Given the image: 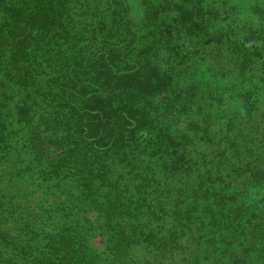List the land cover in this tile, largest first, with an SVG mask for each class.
Here are the masks:
<instances>
[{
  "label": "rangeland",
  "instance_id": "374dc122",
  "mask_svg": "<svg viewBox=\"0 0 264 264\" xmlns=\"http://www.w3.org/2000/svg\"><path fill=\"white\" fill-rule=\"evenodd\" d=\"M59 1L0 0V264H264V0L52 7ZM15 25L27 31L17 45ZM130 31L141 41L130 44ZM108 34L113 40L102 38ZM74 44L94 60L79 61L91 96L94 82L106 79L98 67L115 50L129 58L126 66L115 59L119 69L144 61L172 76L173 95L153 100L168 116L173 107L171 120H148L152 135L182 139L195 175L164 181L165 159L148 148L97 159L96 175L113 184L107 200L91 196L99 182L82 187L72 165L81 164L77 130L54 82L66 75ZM77 94L78 108L97 102ZM198 189L214 212L205 218L201 209L197 224L179 211ZM114 202L121 206L114 218L123 215L133 238L123 246L119 225L107 220Z\"/></svg>",
  "mask_w": 264,
  "mask_h": 264
},
{
  "label": "trees",
  "instance_id": "16d2710c",
  "mask_svg": "<svg viewBox=\"0 0 264 264\" xmlns=\"http://www.w3.org/2000/svg\"><path fill=\"white\" fill-rule=\"evenodd\" d=\"M68 1L70 0H66V2L64 0L61 2L59 1L56 6L51 2V5L52 7L59 6L61 10L64 9L65 3L67 5ZM50 14H56L54 16H58V12ZM62 19L63 16H59L57 20L59 21ZM29 21L30 19L25 17L21 19L20 22L25 24ZM19 25H15V31L10 33L13 45L24 42V39L21 41L18 40L27 33L25 28H21ZM131 27L132 26H130V29ZM54 28L55 26L52 31L42 30V32L45 33V37L53 33ZM59 29L60 23L56 25V31ZM133 34L134 33L130 31L127 33V36L134 37ZM111 36V34H108L102 38L113 40ZM128 38L126 37L125 39L127 40ZM139 41L141 40H137L135 37L128 40L132 45L134 42ZM3 44L5 43L0 39V47H2ZM114 53H116V56H112L110 53L113 63L106 62V65L98 67L97 70H100L98 71V76H105L106 79L94 82L92 96L89 93H85L83 90L90 82L81 80L79 72L82 68H79V61L82 62L84 66V63L91 65L94 60L87 59L81 47L76 44L72 45L69 58V69L66 75H64L62 71L60 77L54 79V82H57V89H60V102L63 101V108L67 110L69 118L74 119L73 127L77 130L76 137L81 149L79 153L81 154L79 159L81 164L72 163V165L77 166V168L74 167V175L84 183L82 187L90 191L93 190L90 188L98 185L99 182V186L95 192L97 195L92 193L91 196H93L94 199L102 198V200H107L109 198V194H107L106 191L113 186V184L109 185V181L100 179L99 176L96 175V173H100L103 168V166L99 167L97 162V159L100 160L101 157L107 158L109 155L116 156V154L119 153L124 159L129 154L134 157L137 153H145L151 148V151L158 157L162 156L165 159L167 166L165 169L164 164V181L168 179L171 181L175 179L183 180L195 175L193 174V170L190 169L192 157H189L190 153L187 151L186 144L183 143L182 139L176 135L170 136L167 131H162V133L157 132V134L154 133V135H152L150 125L154 120H148L152 115L157 114L159 116H164L165 119L168 120L169 116L172 115V106L168 109V116L167 110L162 108V111H159L153 104V100L157 96L164 95L163 98L168 99V97L173 95V92H175L172 87V83L175 87L174 79H172L171 75L165 72L161 73L156 66H151L144 61L133 62V65H130L131 67L119 69L114 65L116 61L118 63H124L126 66L129 58L128 55L122 56L117 50H115ZM115 59L117 60L115 61ZM76 91L80 98H95L97 102L90 106L78 108L71 100L72 94ZM170 120L171 117L169 121ZM41 128L42 127L38 125L37 130H40V133H35L34 143L36 147H38L41 141L39 137H41L45 131L44 128L41 131ZM52 151L56 152L57 150ZM68 153H71V151H68ZM68 162L71 164L70 160H68ZM94 182L97 183L93 184ZM101 188L105 190L103 191ZM195 189L197 188L195 187ZM198 190L200 191L197 194L194 192L191 193V201L185 203L183 208L179 211L187 219L196 220L197 224V221L201 220V209L207 212V215L204 216L205 218L214 212L213 204L208 202L209 198L206 195L207 191L203 189ZM200 193L205 195V197L202 196L200 198L201 202L200 199H197ZM203 201H205L206 204H203ZM120 207L119 205L116 206L115 202L111 204L110 210H113V212H109L107 220L114 224L115 227L119 225L120 233H122L123 246L126 243H131L133 238L131 239L130 237L129 229L126 227L127 224L120 223V220H125L123 215H120L121 217L118 219L114 218L115 211L118 213Z\"/></svg>",
  "mask_w": 264,
  "mask_h": 264
}]
</instances>
